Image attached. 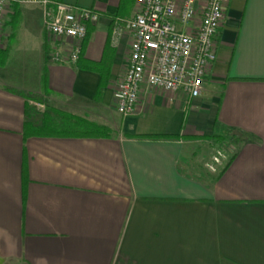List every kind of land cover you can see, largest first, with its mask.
Listing matches in <instances>:
<instances>
[{
	"label": "crops",
	"instance_id": "crops-1",
	"mask_svg": "<svg viewBox=\"0 0 264 264\" xmlns=\"http://www.w3.org/2000/svg\"><path fill=\"white\" fill-rule=\"evenodd\" d=\"M64 1L101 14L89 26L81 60L108 56L111 83L97 100L99 73L52 60L70 46L47 33L39 4L17 3L4 14L5 264H264V0H229L199 97L144 84L127 115L117 110L115 93L134 37L113 30L115 19L134 14L136 0ZM51 109L113 133L37 135ZM193 135L221 139L186 137ZM217 147L231 158L213 174L204 163Z\"/></svg>",
	"mask_w": 264,
	"mask_h": 264
},
{
	"label": "built area",
	"instance_id": "built-area-1",
	"mask_svg": "<svg viewBox=\"0 0 264 264\" xmlns=\"http://www.w3.org/2000/svg\"><path fill=\"white\" fill-rule=\"evenodd\" d=\"M39 4L47 33L70 46L67 55L56 52L52 60L77 63L88 28L101 14L64 0H0V44L4 14L14 4ZM229 0H136L129 18L115 19L113 35L134 37L128 67L117 83L115 104L124 114L133 113L144 84L166 92H186L199 97L217 59L220 31ZM230 150L217 147L204 167L217 174L230 160Z\"/></svg>",
	"mask_w": 264,
	"mask_h": 264
},
{
	"label": "trees",
	"instance_id": "trees-1",
	"mask_svg": "<svg viewBox=\"0 0 264 264\" xmlns=\"http://www.w3.org/2000/svg\"><path fill=\"white\" fill-rule=\"evenodd\" d=\"M112 16V15H111ZM117 15H113V19ZM88 33H90V27L88 28ZM110 52V51H109ZM108 57V56H107ZM101 62H83L81 58L78 61L79 67L83 69H89L100 74L99 88L96 94V99H100L103 95L104 89L110 85V64L108 58ZM46 80V79H45ZM52 113L45 112L43 117V123L41 126L36 128L35 133L37 135H58V136H87V137H106L113 133V130L106 126L95 122H92L86 118L79 115L60 111L58 109H51ZM150 137H159L153 136ZM170 137V136H166ZM175 137V136H171ZM191 138H203L221 139L219 136H209V135H193L186 136Z\"/></svg>",
	"mask_w": 264,
	"mask_h": 264
},
{
	"label": "rangeland",
	"instance_id": "rangeland-1",
	"mask_svg": "<svg viewBox=\"0 0 264 264\" xmlns=\"http://www.w3.org/2000/svg\"><path fill=\"white\" fill-rule=\"evenodd\" d=\"M40 104H38V107L40 108V112H42L41 110H44L45 109V107H46V104H45V107H42L41 106V104H43L44 105V103H46V102H44V101H41V102H39ZM63 110V109H62ZM86 113V112H85ZM86 115H87V113H86Z\"/></svg>",
	"mask_w": 264,
	"mask_h": 264
},
{
	"label": "water",
	"instance_id": "water-1",
	"mask_svg": "<svg viewBox=\"0 0 264 264\" xmlns=\"http://www.w3.org/2000/svg\"><path fill=\"white\" fill-rule=\"evenodd\" d=\"M0 264H5V259L0 256Z\"/></svg>",
	"mask_w": 264,
	"mask_h": 264
}]
</instances>
